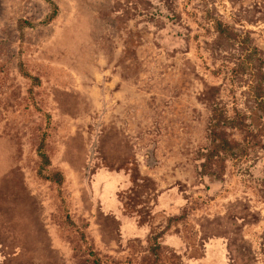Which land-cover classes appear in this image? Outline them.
<instances>
[{
	"label": "rangeland",
	"instance_id": "obj_1",
	"mask_svg": "<svg viewBox=\"0 0 264 264\" xmlns=\"http://www.w3.org/2000/svg\"><path fill=\"white\" fill-rule=\"evenodd\" d=\"M51 1L0 0V264H264V0Z\"/></svg>",
	"mask_w": 264,
	"mask_h": 264
},
{
	"label": "trees",
	"instance_id": "obj_2",
	"mask_svg": "<svg viewBox=\"0 0 264 264\" xmlns=\"http://www.w3.org/2000/svg\"><path fill=\"white\" fill-rule=\"evenodd\" d=\"M52 6L51 13L48 16V20H52L57 15V6L51 1L46 0ZM218 33L220 35H230L227 31V28L222 26L220 23L217 24L216 27ZM23 76L28 77L32 84H37L39 79L37 77L31 76L25 70L20 67ZM224 116L221 110L217 106H213L212 114H211V122H210V138L212 142V148L208 150L205 154L204 165H210L212 162H219V167H222L223 157L219 156L220 152H228L234 146L233 142H231L227 136L225 131L221 128L224 125ZM37 154L40 159L38 175L50 183L54 184L56 187L60 188L65 181V177L62 171L60 170H52L50 169L51 161L49 155L44 150V139H40L37 146ZM182 216L171 217L172 219H180ZM154 239L157 238V235H154ZM159 246L157 243H154L151 246V252L154 257L157 256V250ZM91 256L88 258H80L77 260L76 264H101L100 260L95 252L91 251Z\"/></svg>",
	"mask_w": 264,
	"mask_h": 264
}]
</instances>
